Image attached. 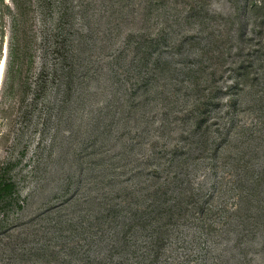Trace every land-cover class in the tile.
Segmentation results:
<instances>
[{
    "label": "rangeland",
    "instance_id": "rangeland-1",
    "mask_svg": "<svg viewBox=\"0 0 264 264\" xmlns=\"http://www.w3.org/2000/svg\"><path fill=\"white\" fill-rule=\"evenodd\" d=\"M183 1L70 0L76 18L62 34L71 32V59L57 60L52 43L21 71L23 30L33 24L40 44L60 32L57 14L27 24L34 2L0 0V179L13 185L0 199V264H264V27L242 1H211L210 14L234 18L222 24L189 19ZM163 29L161 59L177 72L139 88L131 40ZM221 29L214 84L229 94L213 113L224 118L220 133L207 137L168 121L193 96L172 98L169 110L164 97L186 68H212L207 52ZM185 36L202 43L175 53ZM242 66L259 80L237 87Z\"/></svg>",
    "mask_w": 264,
    "mask_h": 264
},
{
    "label": "trees",
    "instance_id": "trees-1",
    "mask_svg": "<svg viewBox=\"0 0 264 264\" xmlns=\"http://www.w3.org/2000/svg\"><path fill=\"white\" fill-rule=\"evenodd\" d=\"M212 0H189V3H185V5H189V9L187 12L189 13V19L197 18L202 23H207L208 19H213L214 23H221L222 21H233L234 18H224L221 15H213L210 14L209 8L211 6ZM230 3L234 5H238L240 1L244 2V8L246 11L250 13L255 19L254 21H258L259 28L264 27V0H228ZM29 4L31 2H34V8L33 7H27L26 12L24 16H26V22L27 24L30 21H34L37 16H40L41 21H47V18H52L53 14H57V21H58V28L57 30L60 32H53L50 29L47 31V33H44L42 36L41 43L38 44L37 42V34L36 31L33 29V24H31V28L25 27L23 30V43L21 46L20 41L18 40V46L15 47L14 53L15 55L19 56L21 61V71L24 68H27L26 70L30 71L34 66V60L37 54V51L40 49H51V44H56L57 47L54 49L53 53L57 55V60H61V58H64V60H70L71 57H68V54L65 50L66 47H69V36H71V32H68L67 35H63V30L65 26L72 27V21L76 18V10L74 6L68 5L70 0H27ZM154 4H152L153 6ZM160 4L158 3V6ZM31 6V5H30ZM32 13L33 18H28L27 14ZM54 18V17H53ZM180 25V23H178ZM215 32V31H214ZM243 34V33H242ZM259 38H261V42L258 44L260 45L259 49L264 48V30L260 29L259 32H257ZM224 37V31L219 30L216 37H218L220 40L219 45L216 44L215 49H210L207 53L209 54V60L211 62L212 68L207 71V68L203 65V67L199 69L194 68H186V71H182L183 78L180 80L178 79L176 88H174V93L171 94V96H165L164 102H165V108L170 109L171 106H173V102L171 99L176 97L179 94L184 95V97L193 96L194 101L190 108L180 111L181 113H176L174 120L168 121L171 124H175L179 121H182L183 123L187 124L192 123L195 126V130L201 132V135H207V137H210L212 133V128L216 127V132L220 133L219 128V121L220 118L224 119L222 115L219 113L215 114L219 116L217 121H213V115L214 112H219L222 109V104L220 101L221 94H229V93H223L221 90H219L218 87H216V79H214V76H218V79H222V76L220 75V71L223 72L225 59L223 57V51H221L222 44L224 45L225 41H222L221 39ZM229 35H227L228 37ZM257 36V35H256ZM255 36V37H256ZM169 33L167 30L163 29L157 32L156 36L153 37L151 34L148 35H142L138 39L132 38L131 44L134 47L135 51V59H134V68L133 71H136L138 76L141 78V83H138L139 88H143L146 90L147 88L151 87L153 84H158L160 80L165 77L168 73L177 72L173 71L172 67L170 66V62L168 60L161 59L162 55H165L169 51L167 50L169 48ZM231 36L229 38V46L231 47ZM253 39H250L252 41ZM200 43H202V40L195 36H185L182 37L180 45L176 48L175 53L181 52V47L183 45H188L190 48L197 47ZM131 48V45H128L126 48V51ZM65 52V54H63ZM67 55V56H66ZM120 55H125V51H121ZM253 58V57H252ZM163 60V61H162ZM61 63H58V65ZM247 68H252V64L248 65ZM263 68V67H260ZM68 69V70H67ZM74 69L73 61L67 62L66 70L67 74L66 76H71ZM246 69L239 67V69L234 70V73L236 74V80H237V87L241 85L242 82H257L259 80L258 77L251 78L249 77V73H242V70ZM58 70H61L59 68L55 69V72ZM212 71V72H211ZM208 72V78L205 79V81H202V76ZM210 72V73H209ZM245 77L246 80L242 81L241 78ZM137 84V83H136ZM190 84V86H187ZM143 86V87H142ZM235 87V89L237 88ZM39 96V95H38ZM231 107L236 106V102H231ZM222 111V110H221ZM180 114L183 115V117L180 116ZM226 116H229V112L226 113ZM193 120V122H192ZM168 122V128L170 127V123ZM209 140H206V143ZM216 143V141L214 142ZM216 145H219L218 143ZM157 176H154L153 181L155 182L157 179ZM13 185H11L9 182L6 181L4 175L1 176L0 179V199H3L7 194L11 192ZM155 187V185H154ZM158 188V186H156ZM160 191L157 189L154 190L153 195L158 197ZM157 199V198H156ZM113 212V211H112Z\"/></svg>",
    "mask_w": 264,
    "mask_h": 264
},
{
    "label": "bare ground",
    "instance_id": "bare-ground-1",
    "mask_svg": "<svg viewBox=\"0 0 264 264\" xmlns=\"http://www.w3.org/2000/svg\"><path fill=\"white\" fill-rule=\"evenodd\" d=\"M1 79H2V69L0 70V83H1Z\"/></svg>",
    "mask_w": 264,
    "mask_h": 264
}]
</instances>
